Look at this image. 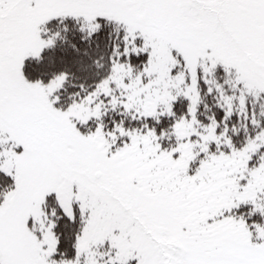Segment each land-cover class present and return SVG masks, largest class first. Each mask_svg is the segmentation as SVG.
I'll return each mask as SVG.
<instances>
[{"label":"snow or ice","instance_id":"obj_1","mask_svg":"<svg viewBox=\"0 0 264 264\" xmlns=\"http://www.w3.org/2000/svg\"><path fill=\"white\" fill-rule=\"evenodd\" d=\"M0 264H264V0H0Z\"/></svg>","mask_w":264,"mask_h":264}]
</instances>
